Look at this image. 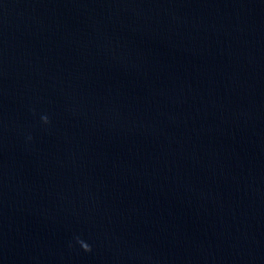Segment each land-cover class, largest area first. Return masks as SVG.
<instances>
[{
    "label": "water",
    "instance_id": "obj_1",
    "mask_svg": "<svg viewBox=\"0 0 264 264\" xmlns=\"http://www.w3.org/2000/svg\"><path fill=\"white\" fill-rule=\"evenodd\" d=\"M0 264H264V0H0Z\"/></svg>",
    "mask_w": 264,
    "mask_h": 264
},
{
    "label": "clouds",
    "instance_id": "obj_2",
    "mask_svg": "<svg viewBox=\"0 0 264 264\" xmlns=\"http://www.w3.org/2000/svg\"><path fill=\"white\" fill-rule=\"evenodd\" d=\"M43 120L47 123L48 117L47 116L43 117ZM81 243L83 244L84 250L91 251V247L87 243H84L83 241H81Z\"/></svg>",
    "mask_w": 264,
    "mask_h": 264
}]
</instances>
